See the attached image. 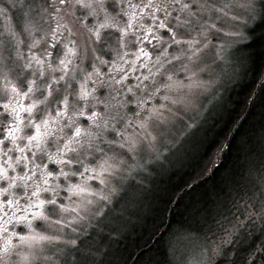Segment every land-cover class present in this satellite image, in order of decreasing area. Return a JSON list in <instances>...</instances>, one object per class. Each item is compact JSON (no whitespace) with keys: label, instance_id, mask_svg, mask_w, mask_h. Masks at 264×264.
<instances>
[{"label":"snow or ice","instance_id":"1","mask_svg":"<svg viewBox=\"0 0 264 264\" xmlns=\"http://www.w3.org/2000/svg\"><path fill=\"white\" fill-rule=\"evenodd\" d=\"M208 10L205 0H115L112 5L106 0H47L37 12L30 8L25 13L27 52L6 27L16 43L21 71L31 75L18 82L11 72L0 71V250L7 251L13 238L29 247L51 240L33 228V221L49 219L50 206L61 212L87 210L82 196L91 192L85 183L92 179L88 173L99 177L113 166L106 157L92 168L80 154L110 128L120 136L115 130L118 119L140 130L124 133L129 151L137 147V135L155 148L158 129L171 117L165 115L164 102L176 103L168 92L180 86L171 73L164 76L165 83L157 78L185 53L189 59L199 53L197 36L205 35L200 20ZM88 48L93 61L78 72L77 58ZM157 96L160 103L153 102ZM201 122L185 125V134L191 135ZM219 151L205 174L216 165ZM191 187L186 182L176 195ZM71 198L81 199L72 200L70 208L64 201ZM257 218L264 223V207ZM13 225H23L26 232L13 231ZM224 243L232 246L228 239ZM244 250L249 264H258L257 256L264 260V233L251 235Z\"/></svg>","mask_w":264,"mask_h":264},{"label":"clouds","instance_id":"2","mask_svg":"<svg viewBox=\"0 0 264 264\" xmlns=\"http://www.w3.org/2000/svg\"><path fill=\"white\" fill-rule=\"evenodd\" d=\"M106 2L112 5L115 0ZM205 2L209 5V10L200 20L204 25L205 35L197 36L200 41L199 53L192 59L185 53L179 60L168 65L165 73L157 78L158 83H165L164 76L171 73L180 86L168 92L176 103L164 102L165 115L171 113V117L168 124L158 129L155 148L150 147L149 142L142 139L141 135H137L139 143L134 150L129 151L124 142V133H139L140 130L133 126L126 127L124 120L118 119L115 122V130L121 131L120 136H116L110 128L91 150L80 154V158L92 168H96L98 162L106 157L108 163L113 166L109 171L100 173L99 177L88 173L92 179L86 180L85 183L91 192L82 196L87 210L78 213L61 212L58 206L48 207L46 214L49 219L33 221V228L52 239L29 247L13 238L7 251L0 250V264H96V261L84 258L88 252L81 251L83 245L78 241L89 235L91 229L99 231L100 224L107 219L114 201L125 197L129 191L144 183L141 177L147 170L146 166L168 153L173 139L179 140L185 136V125L199 121L200 114L221 97L225 90L231 89L240 81L248 82L250 77L251 91L264 95V61L256 62L254 54L243 47L254 34H258L253 33V29L257 25H264V0ZM17 39L22 41L27 52L29 37L22 32ZM79 39L81 38L78 37ZM82 39L86 42V35ZM14 44L15 47L5 49L0 43V71L5 74L11 72L13 79L19 82L31 73L24 74L21 71L22 61L17 59L15 41ZM179 50L178 47L175 51ZM37 51L43 54L41 49ZM97 51L103 50L98 47ZM92 61L91 48H88L77 58V71L90 65ZM194 81H198L199 85H193ZM53 89L56 90L55 85ZM64 90L62 85L60 94H63ZM163 94L164 90H161L160 95ZM250 100L251 96H235L238 111L234 118L235 123L226 124L216 138L218 144L222 145L221 150L228 148L227 141L235 135L237 127L244 123ZM153 102L160 103L159 96ZM240 108H243V111H240ZM131 111L134 121L135 109ZM153 127H157V122H153ZM236 154L238 162L245 169L251 166L264 178V122L243 134L241 141L236 144ZM209 163L210 160L205 157L198 171L206 169ZM80 167L78 165L76 170ZM194 177L195 173L192 177H186L187 183L193 186L196 183ZM70 179L72 182H79V178ZM101 179L103 183L100 182ZM181 187L182 185L178 186L169 199L157 202L154 209L157 216L155 224L150 221L148 230L143 232L138 241L136 233H133L125 247L120 232L105 228L107 239L118 241L121 251L118 256L113 257L110 251L102 247L101 251L105 252V257L100 264H249L248 251L244 249L247 248L252 232L262 226L257 212L264 205L261 203L257 210H253L252 204L244 200L239 208L218 215L214 209L203 205L202 202L193 204L186 200L184 204H178L180 196L176 194ZM261 191H264V186ZM79 199L81 198H71L64 203L71 208L74 206L72 200ZM181 209L183 211L174 215ZM17 228L22 229L21 234L26 232L23 225H13V231ZM228 233H232V236L229 237ZM245 234L248 239L241 245V238ZM226 239L230 240L231 247L224 243ZM218 251L220 254H217ZM260 255L264 256V253ZM256 258L258 264H264L260 256Z\"/></svg>","mask_w":264,"mask_h":264},{"label":"trees","instance_id":"3","mask_svg":"<svg viewBox=\"0 0 264 264\" xmlns=\"http://www.w3.org/2000/svg\"><path fill=\"white\" fill-rule=\"evenodd\" d=\"M262 29H264V25H257L253 29V33L258 34H254L252 39L243 46L254 54L256 62L264 61V30ZM251 80L252 78L250 77L248 82L240 81L229 89L220 112L216 111L211 114L206 125L198 131V136L191 143L192 150L188 152L189 154L186 159L179 165L170 167L165 172L162 171L163 173L159 172L155 175V181L149 183L147 191L145 190L142 194V201L139 204L138 211L129 212L130 207L123 209L125 233L122 236L125 247L129 243V237L133 233H136V240L138 241L142 237L143 232L148 230L149 222L151 221L155 224L157 216L154 214V209L157 202L169 199L178 186L187 182L186 177H192L193 173H195L194 178L196 179V183L193 184L190 190L183 192V195L177 201L178 204H184L186 200L193 204L202 202L203 205H207L211 209L221 204L216 209V213L220 212L221 208H224V212L218 215L227 214L230 210L235 209L233 208L234 203L240 194H237L234 199L224 201L229 191V185L235 184L248 173L252 174V172H248L238 162L236 144L241 141V137L246 131L264 122V95L251 91ZM241 94L245 97L251 96L249 108L244 117V123L237 127L235 135L227 141L228 148L221 150L222 145L218 144L216 138L226 124L235 123L234 118L238 114L235 106V96ZM240 111H243V108H240ZM217 150H220L216 163L217 166L213 167L207 174H205V169L198 171L201 161L205 157L211 160L216 155ZM255 176L258 177V175ZM247 189L248 191L245 190V192L249 194L251 187L247 186ZM122 199L124 197L119 201L121 202ZM181 211L183 210H178L174 215H178ZM156 226L158 227V225ZM261 232H264V226L259 231H253L252 233L253 235H257V233ZM247 239L248 237H242L240 241L241 245H244ZM111 241L116 246L112 252L113 257H116L120 254L121 248L118 241ZM80 244L83 245V248L89 245L85 241Z\"/></svg>","mask_w":264,"mask_h":264},{"label":"rangeland","instance_id":"4","mask_svg":"<svg viewBox=\"0 0 264 264\" xmlns=\"http://www.w3.org/2000/svg\"><path fill=\"white\" fill-rule=\"evenodd\" d=\"M46 2L47 0H0V43L3 44L5 49L15 47L14 39H12L9 32L5 31L6 27L10 28L12 32L16 33V36L20 35L22 32L25 33L24 26L26 20L28 19L25 13L28 12L30 8L33 12H37L39 10V5ZM228 91L229 89L225 90L221 97L209 105L208 109L205 110L206 114L201 118L202 122L191 130V135L185 134V136L181 137L179 140L173 139L172 143L169 145L168 153H166L159 160L151 161L150 164L146 166L147 170L143 172L141 177L144 183L138 185L134 190L129 191L124 199L121 200V202L119 201L121 198L114 201L112 208L109 210L107 219L100 224V230L97 231L95 228L91 229L89 235H85L78 241V243H82L83 241L89 243L88 246L81 249L82 252L84 250H87L88 252V255L84 257L85 259L96 261V264H100V261L105 257V252L101 251L102 247L106 251H110L112 254L116 246L114 242L107 239L104 229L107 228L109 231L115 230L120 232L121 235H124L125 219L122 214L123 209L125 207H130L129 212H137L138 208L140 207L139 204L142 201V194L145 192V190L147 191L149 183L151 181H155V175L159 172L163 173L162 171L165 172L170 167L179 165L186 159L187 155L189 154L188 152L192 150L191 143L195 138H197L198 131L206 125L211 114L215 113L216 111L218 113L220 112L221 106L224 103ZM247 170L248 172H252V174L250 175L248 173L247 175L241 177V180L235 184H230L228 194L224 198V201L226 202L230 199H234L237 194H240L239 197H237L238 199L234 203L233 208H239L241 201L246 200L248 203L252 204L253 210H257L262 200H264V191H261L262 186H264V178L256 173L254 168L251 166L248 167ZM255 175H258V177ZM247 186L251 187L249 193L250 195L245 192V190L248 191ZM220 205L221 204H219L216 208H213L215 212ZM233 210L234 209L230 210V212ZM223 212L224 208H221V211L217 214H222ZM263 226L264 223H262L260 229H262ZM254 231L257 232L259 229ZM244 237H247V234H245Z\"/></svg>","mask_w":264,"mask_h":264},{"label":"bare ground","instance_id":"5","mask_svg":"<svg viewBox=\"0 0 264 264\" xmlns=\"http://www.w3.org/2000/svg\"><path fill=\"white\" fill-rule=\"evenodd\" d=\"M233 87V86H232ZM250 103V102H249Z\"/></svg>","mask_w":264,"mask_h":264}]
</instances>
